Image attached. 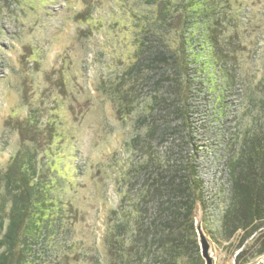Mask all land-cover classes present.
Returning a JSON list of instances; mask_svg holds the SVG:
<instances>
[{"label": "rangeland", "instance_id": "obj_1", "mask_svg": "<svg viewBox=\"0 0 264 264\" xmlns=\"http://www.w3.org/2000/svg\"><path fill=\"white\" fill-rule=\"evenodd\" d=\"M134 1L43 0L44 8L38 0L21 5L19 0L10 1L13 11L5 16L6 32L0 38V164L5 167L19 147L18 134L6 120L27 114L28 92L33 103L41 98L51 108H58L67 125L65 139L53 154L57 172L65 177L68 215L55 242L58 250L49 246L45 264H119L122 256L126 260L122 264H158L160 251L149 249L146 239V225L159 216L147 177L159 176L161 164L168 168L176 162L179 148L187 156L184 160L194 157L189 148L196 144L208 209L203 210L199 203L195 219L203 216L214 264H235L231 247L216 234L229 195L224 146L229 149L238 134L264 123L260 102L264 96V0H242L251 20L252 47L242 55L243 83L232 98L226 125L213 116L214 108L204 100L207 95L200 94L197 101L190 99L193 105H203L200 111L188 120L167 115L166 126L156 136L146 133L148 127L138 119L140 111L121 117L110 98L135 49V31L125 12ZM24 44L25 59L18 62ZM69 104H74L73 112ZM138 133L142 138L135 139ZM163 133L168 138L161 140ZM191 135L193 143L189 142ZM126 211L132 221L119 230L120 215ZM205 218L209 219L207 227ZM114 231L123 248L111 255L108 240ZM59 250L58 257L55 252Z\"/></svg>", "mask_w": 264, "mask_h": 264}, {"label": "trees", "instance_id": "obj_2", "mask_svg": "<svg viewBox=\"0 0 264 264\" xmlns=\"http://www.w3.org/2000/svg\"><path fill=\"white\" fill-rule=\"evenodd\" d=\"M10 1L0 0V38L6 32L5 16L13 11ZM24 1L19 0L18 5ZM38 1L44 8L43 0ZM125 12L135 31V49L110 92L117 114L127 117L140 111L138 119L148 127L146 133L156 136L166 126L167 115L188 120L200 111L203 105H193L190 99L197 101L202 94L214 108L213 116L225 124L232 98L243 83L242 55L252 47L251 20L242 0H135ZM13 19L20 21L16 15ZM21 47L18 62L25 59L27 44ZM23 81L28 85L27 76ZM28 95L27 114L6 120L18 134L19 147L5 167L0 164V264H45L49 246L58 250L55 242L68 215L65 177L57 172L53 154L65 139L66 120L58 108H51L41 98L33 103L31 93ZM260 102L264 105V96ZM73 107L68 105L72 112ZM139 138L141 133L135 137ZM167 138L163 133L161 140ZM234 141L229 149L224 146L229 195L216 234L231 247L235 264H264L258 261L264 256L263 121ZM189 142H195L192 135ZM191 146L194 157L190 154L184 160L187 156L179 148L176 162L168 168L161 164L159 176L147 177L159 216L146 225V239L149 249L160 251L158 264H205L195 217L198 204L205 211L208 204L205 182L199 176L198 147ZM149 214L150 210L145 212V216ZM120 218L119 230L132 221L129 211ZM208 220L204 219L206 227ZM118 234L114 231L108 240L111 255L123 248ZM124 261L122 256L118 263Z\"/></svg>", "mask_w": 264, "mask_h": 264}, {"label": "water", "instance_id": "obj_3", "mask_svg": "<svg viewBox=\"0 0 264 264\" xmlns=\"http://www.w3.org/2000/svg\"><path fill=\"white\" fill-rule=\"evenodd\" d=\"M203 216L198 218L195 222L196 231L198 233V240L201 248V254L205 260V264H214V255L212 252L211 242L202 227Z\"/></svg>", "mask_w": 264, "mask_h": 264}, {"label": "built area", "instance_id": "obj_4", "mask_svg": "<svg viewBox=\"0 0 264 264\" xmlns=\"http://www.w3.org/2000/svg\"><path fill=\"white\" fill-rule=\"evenodd\" d=\"M259 262H264V256L260 258V261Z\"/></svg>", "mask_w": 264, "mask_h": 264}]
</instances>
